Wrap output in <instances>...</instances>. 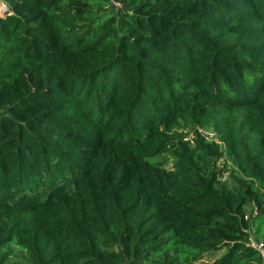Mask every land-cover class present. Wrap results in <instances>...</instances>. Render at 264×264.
<instances>
[{
  "label": "trees",
  "instance_id": "trees-1",
  "mask_svg": "<svg viewBox=\"0 0 264 264\" xmlns=\"http://www.w3.org/2000/svg\"><path fill=\"white\" fill-rule=\"evenodd\" d=\"M0 1V264H264V0Z\"/></svg>",
  "mask_w": 264,
  "mask_h": 264
},
{
  "label": "built area",
  "instance_id": "built-area-1",
  "mask_svg": "<svg viewBox=\"0 0 264 264\" xmlns=\"http://www.w3.org/2000/svg\"><path fill=\"white\" fill-rule=\"evenodd\" d=\"M5 13H7V7L3 9L0 8V16L4 15ZM196 137H200L205 142L210 143V144L221 145L220 137L215 130L203 129V128L197 127L194 129H189L184 132V141L187 143H190L193 146L195 145L194 142H195ZM216 170H217V179L221 183H227L230 179V165L227 163L225 158L219 159L217 166H216ZM256 211L257 210L254 208L255 215H256ZM248 217L249 215L246 217V220L248 219ZM249 246L253 249L258 250L264 260V243L256 242L253 238H251L249 242Z\"/></svg>",
  "mask_w": 264,
  "mask_h": 264
},
{
  "label": "rangeland",
  "instance_id": "rangeland-1",
  "mask_svg": "<svg viewBox=\"0 0 264 264\" xmlns=\"http://www.w3.org/2000/svg\"><path fill=\"white\" fill-rule=\"evenodd\" d=\"M0 3H1V5H0V8H5L6 6L4 5V3L3 2H1L0 1ZM151 162H154V161H156V160H150ZM172 167V163L170 162L169 164H168V166H167V168L169 169V168H171ZM250 213V211H248V213L247 214H249ZM224 252L225 251H221V252H218V253H216V254H208V255H205L199 262H196V263H194V264H206L207 262H212L213 260H215L216 258H219V257H221L223 254H224Z\"/></svg>",
  "mask_w": 264,
  "mask_h": 264
}]
</instances>
